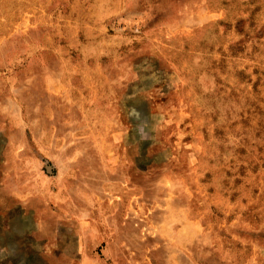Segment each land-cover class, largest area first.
Listing matches in <instances>:
<instances>
[{"label":"rangeland","instance_id":"374dc122","mask_svg":"<svg viewBox=\"0 0 264 264\" xmlns=\"http://www.w3.org/2000/svg\"><path fill=\"white\" fill-rule=\"evenodd\" d=\"M0 264H264V0H0Z\"/></svg>","mask_w":264,"mask_h":264}]
</instances>
